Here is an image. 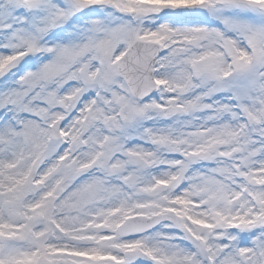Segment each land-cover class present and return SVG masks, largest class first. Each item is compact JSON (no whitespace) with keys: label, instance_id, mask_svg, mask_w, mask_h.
<instances>
[{"label":"snow or ice","instance_id":"snow-or-ice-1","mask_svg":"<svg viewBox=\"0 0 264 264\" xmlns=\"http://www.w3.org/2000/svg\"><path fill=\"white\" fill-rule=\"evenodd\" d=\"M0 264H264V0H0Z\"/></svg>","mask_w":264,"mask_h":264}]
</instances>
